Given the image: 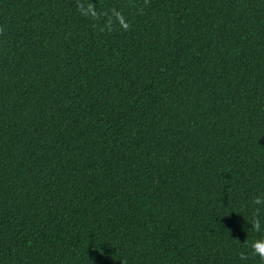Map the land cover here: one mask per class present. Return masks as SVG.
<instances>
[{
    "label": "trees",
    "instance_id": "1",
    "mask_svg": "<svg viewBox=\"0 0 264 264\" xmlns=\"http://www.w3.org/2000/svg\"><path fill=\"white\" fill-rule=\"evenodd\" d=\"M0 29V264H264V0H0Z\"/></svg>",
    "mask_w": 264,
    "mask_h": 264
},
{
    "label": "clouds",
    "instance_id": "2",
    "mask_svg": "<svg viewBox=\"0 0 264 264\" xmlns=\"http://www.w3.org/2000/svg\"><path fill=\"white\" fill-rule=\"evenodd\" d=\"M2 31L3 29H0V32ZM254 203L257 205L264 204V195L256 197L254 199ZM251 225H252L251 230L256 231V232H259L261 230V221L258 215L253 218ZM252 249L255 255H258L261 258V260H264V238L256 240L252 244ZM240 258L247 259V256L244 253H241Z\"/></svg>",
    "mask_w": 264,
    "mask_h": 264
}]
</instances>
